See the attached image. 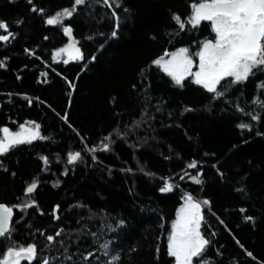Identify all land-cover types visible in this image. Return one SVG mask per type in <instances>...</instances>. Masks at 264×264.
Listing matches in <instances>:
<instances>
[{
	"label": "trees",
	"instance_id": "trees-1",
	"mask_svg": "<svg viewBox=\"0 0 264 264\" xmlns=\"http://www.w3.org/2000/svg\"><path fill=\"white\" fill-rule=\"evenodd\" d=\"M198 3L85 0L49 25L74 0H0L13 33L0 41V129L34 122L44 137L0 155V204L15 212L0 258L35 245L31 264H174L169 236L191 196L209 242L193 264H264V106L254 103L264 101V67L221 81L216 96L153 63L181 48L195 61L214 39L209 21L180 29L173 19L188 21ZM73 42L83 59H53Z\"/></svg>",
	"mask_w": 264,
	"mask_h": 264
},
{
	"label": "snow or ice",
	"instance_id": "snow-or-ice-1",
	"mask_svg": "<svg viewBox=\"0 0 264 264\" xmlns=\"http://www.w3.org/2000/svg\"><path fill=\"white\" fill-rule=\"evenodd\" d=\"M85 0H74L71 9H63L55 16L47 19L49 25L61 24L65 18L71 17L76 11L77 5H82ZM193 12L188 21L184 22L179 16L173 19L178 23L179 28L183 29L185 23L193 27L198 26L202 21L211 22L212 30L215 33V42L206 41L201 50L197 53L199 57L198 70L193 72V60L188 56V50L179 49L171 53V58L164 60L160 58L153 63L162 67L163 71L172 78L174 83L183 86L187 77H192L193 83L201 85L210 93L222 96L218 91V85L226 78H232L234 84L246 81L253 73L254 69L264 67V0H200V3L192 5ZM36 11V9H33ZM42 11V10H41ZM0 29L7 32L0 35V41H9L13 33L8 31L7 23L0 21ZM64 33L72 35L70 27H64ZM117 35L116 31L112 36ZM61 53H68L69 59H83V54L73 42L68 48L60 49L53 55V59L61 56ZM94 59V57H93ZM68 63V60H64ZM0 67H4L0 62ZM264 86V85H262ZM254 103L264 106V101L259 99ZM254 120L257 116L252 117ZM240 128H248L246 124L239 125ZM40 126L30 122L28 125H21L19 132H11L7 127L0 129L3 136L0 137V155L7 153L11 148L20 144L32 143L37 139H44L40 136ZM104 150L108 145L103 146ZM94 151V149H93ZM81 158V153H69L68 163L73 164ZM45 164L48 163L47 157H41ZM195 162L188 165L195 168ZM196 183H201L198 177H192ZM172 185L166 183L160 190L169 192ZM37 189V182L27 186L26 193L31 194ZM204 201V204H208ZM35 204H26L23 207H31ZM241 211H245L241 209ZM13 216V209L5 205H0V237L6 236L10 231V222ZM203 219L201 215V205L193 201L191 196H187L185 205L178 212V218L172 225V232L168 241V254L175 258L176 264H193V259L200 257L208 245V240L204 239L200 233V223ZM252 220V217H245ZM59 235V234H57ZM52 241L54 237L47 238ZM107 247V245H105ZM36 259V246L8 248L0 258V264H21L22 260H27L29 264ZM113 257V260H118ZM43 264H49L47 260Z\"/></svg>",
	"mask_w": 264,
	"mask_h": 264
},
{
	"label": "rangeland",
	"instance_id": "rangeland-1",
	"mask_svg": "<svg viewBox=\"0 0 264 264\" xmlns=\"http://www.w3.org/2000/svg\"><path fill=\"white\" fill-rule=\"evenodd\" d=\"M206 41H212V42L214 43V42H215V37H214V39H212V40H206ZM206 41H204V42H206ZM204 42H203V43H204ZM203 43H202V45H203ZM70 44H72V43H68V44L65 45L62 49L68 48V46H69ZM202 45H201V47H202ZM201 47H200V50H201ZM200 50H199V51H200ZM199 51H198V52H199ZM175 52H177V51H174V52H172V53H175ZM62 54H63V56H64L65 58H69L68 53H62ZM170 54H171V53H170ZM170 54L164 56V57H163L164 60H168V59H170V58H171ZM198 66H199V57L197 56L196 60H195V61L193 60L192 71H193V72L197 71V70H198ZM191 78H192V77H191ZM29 123H30V122H29ZM29 123H24V124H21V125H28ZM21 125L18 126V128H17L16 130H13V131H11V132H13V133H15V132H19V131H20V128H21ZM2 136H3V133L1 132V137H2ZM192 199H193V198H192ZM193 201L196 202V203H199V202L196 201L195 199H193ZM199 204H200V203H199ZM184 205H185V201H184V203L181 205V207L178 209V212H179V210H180L182 207H184ZM178 212H177V215H176L175 221H176L177 218H178ZM175 221L173 222V224L175 223ZM173 224H172V225H173ZM171 232H172V230H171ZM174 264H176L175 260H174Z\"/></svg>",
	"mask_w": 264,
	"mask_h": 264
},
{
	"label": "water",
	"instance_id": "water-1",
	"mask_svg": "<svg viewBox=\"0 0 264 264\" xmlns=\"http://www.w3.org/2000/svg\"><path fill=\"white\" fill-rule=\"evenodd\" d=\"M0 105H1V103H0ZM0 205H4V204H0ZM9 208H11V207H9ZM52 213H53V215L55 216V220H57V217H56L57 212H56V210H53ZM14 218H15V212H14V210H13V216H12V220H11V222H10V225H11L12 221L14 220Z\"/></svg>",
	"mask_w": 264,
	"mask_h": 264
}]
</instances>
